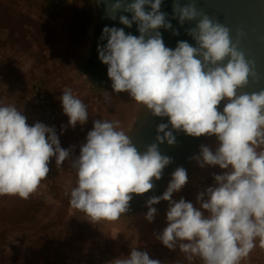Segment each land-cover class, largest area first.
Segmentation results:
<instances>
[{"label": "clouds", "instance_id": "obj_1", "mask_svg": "<svg viewBox=\"0 0 264 264\" xmlns=\"http://www.w3.org/2000/svg\"><path fill=\"white\" fill-rule=\"evenodd\" d=\"M98 2L110 19L116 20L118 12L131 13V18L119 15V22L128 28L136 23L139 32L133 35L115 26L102 30L99 39L106 43L98 44V58L107 65L112 90L126 92L155 116L167 117V123L157 126L159 143L174 144L173 130L217 141L214 149L201 144L192 157L201 168L221 170L211 173L213 182L198 192L196 204L183 196L173 198L189 180L187 170L178 166L163 193L146 200L144 219L152 223L158 213L154 205L166 201V226L155 234L163 246L172 251L178 247L188 261L241 264L257 244L264 249V90L238 94L250 75L238 41L233 42L228 27L199 11L196 0H173L172 17L181 26L195 21L186 29L195 45L179 40L175 48L165 45L159 31L179 34L161 10L162 0ZM59 100L68 117L61 132L87 123V106L71 88ZM92 123L76 155L75 145L61 146L54 125L29 124L15 105L0 101V196L29 199L48 178L53 158L58 171L71 160L76 183L65 195L72 209L93 224L128 213L133 195L152 190L171 158L160 153L157 143L139 151L119 120ZM112 264L161 260L133 247Z\"/></svg>", "mask_w": 264, "mask_h": 264}, {"label": "rangeland", "instance_id": "obj_2", "mask_svg": "<svg viewBox=\"0 0 264 264\" xmlns=\"http://www.w3.org/2000/svg\"><path fill=\"white\" fill-rule=\"evenodd\" d=\"M75 38L73 20L50 17L26 0H0V101L15 105L29 124L42 122L27 97L31 85H41L55 97L61 146L75 145L78 155L93 120H114L115 110L92 102L75 82L69 68ZM65 88L86 104L89 119L61 132L68 121L59 100ZM49 167L48 178L30 197L34 203L30 216L25 213V199L0 196V264H112L133 247L147 251L161 264H203L199 258L186 260L178 247L169 250L155 238L166 224L136 235L112 227L94 228L83 212L70 207L65 195L76 183L71 160L58 171L53 158ZM220 171L218 166L208 167L187 200L195 205L198 192L212 184L211 173ZM241 264H264V249L257 244Z\"/></svg>", "mask_w": 264, "mask_h": 264}, {"label": "water", "instance_id": "obj_3", "mask_svg": "<svg viewBox=\"0 0 264 264\" xmlns=\"http://www.w3.org/2000/svg\"><path fill=\"white\" fill-rule=\"evenodd\" d=\"M26 1L50 17L74 21L76 38L69 58V68L79 88L92 102L115 110L114 120L120 121L121 128L132 137V142L139 151L143 152L151 144L157 143L160 153L171 158V163L163 170L162 178L154 180L155 187L152 190L142 195H133L128 213L115 221L102 220L95 223L94 228L112 227L136 235L148 227L166 224L167 202L162 200L154 205L158 213L155 220L149 223L144 219L147 211L146 200L150 196L163 193L171 173L178 166L187 170L189 180L181 192L174 193L173 198L179 199L183 196L187 200L208 168L199 167L192 157L199 153L201 144H207L214 149L217 146L215 137L204 135L192 137L183 131L173 130L176 137L174 144L169 145L166 141L159 143L156 140L157 126L160 123H167V117L155 116L144 105L132 100L126 92L117 94L112 90V82L107 76V65L99 60L97 46L106 43V40L99 39L105 26L124 28L126 33L139 35L136 23L128 28L119 22V15L131 18V13L118 12L116 20L110 19L105 13L104 4L98 0ZM181 3H187V0H181ZM172 4L173 0H162L161 10L168 14L166 19L179 34L174 35L172 30L160 28L165 45L175 48L179 40H186L195 45V41L186 32V29L194 26L195 21H186L181 26L178 20L172 17ZM196 6L213 21L229 28L233 42L238 41L239 50L249 62L248 82L238 89V94L264 90V0H196ZM146 10H150L148 6ZM226 102V100L221 102L219 106L221 110Z\"/></svg>", "mask_w": 264, "mask_h": 264}, {"label": "built area", "instance_id": "obj_4", "mask_svg": "<svg viewBox=\"0 0 264 264\" xmlns=\"http://www.w3.org/2000/svg\"><path fill=\"white\" fill-rule=\"evenodd\" d=\"M29 89L28 101L37 110L42 122L57 129L59 114L53 94L39 84L31 85Z\"/></svg>", "mask_w": 264, "mask_h": 264}, {"label": "trees", "instance_id": "obj_5", "mask_svg": "<svg viewBox=\"0 0 264 264\" xmlns=\"http://www.w3.org/2000/svg\"><path fill=\"white\" fill-rule=\"evenodd\" d=\"M25 208H26V214H28V216H30V214H32V207H33V200L30 198V199H27L26 201H25ZM33 218L35 219V215H33ZM45 264H47V263H45Z\"/></svg>", "mask_w": 264, "mask_h": 264}, {"label": "flooded vegetation", "instance_id": "obj_6", "mask_svg": "<svg viewBox=\"0 0 264 264\" xmlns=\"http://www.w3.org/2000/svg\"><path fill=\"white\" fill-rule=\"evenodd\" d=\"M84 216L86 217V215L84 214ZM86 221H88L89 222V220H88V218L86 217Z\"/></svg>", "mask_w": 264, "mask_h": 264}]
</instances>
